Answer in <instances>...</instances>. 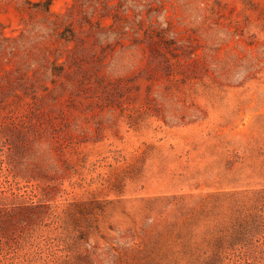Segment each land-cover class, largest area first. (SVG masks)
Here are the masks:
<instances>
[{"label":"rangeland","instance_id":"rangeland-1","mask_svg":"<svg viewBox=\"0 0 264 264\" xmlns=\"http://www.w3.org/2000/svg\"><path fill=\"white\" fill-rule=\"evenodd\" d=\"M0 264H264V0H0Z\"/></svg>","mask_w":264,"mask_h":264},{"label":"trees","instance_id":"trees-1","mask_svg":"<svg viewBox=\"0 0 264 264\" xmlns=\"http://www.w3.org/2000/svg\"><path fill=\"white\" fill-rule=\"evenodd\" d=\"M248 258H250V257H248Z\"/></svg>","mask_w":264,"mask_h":264}]
</instances>
